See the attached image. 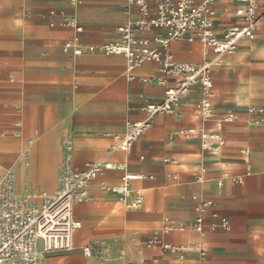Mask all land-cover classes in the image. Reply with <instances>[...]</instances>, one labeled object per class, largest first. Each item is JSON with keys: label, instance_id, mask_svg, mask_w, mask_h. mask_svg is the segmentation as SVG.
I'll list each match as a JSON object with an SVG mask.
<instances>
[{"label": "crops", "instance_id": "1", "mask_svg": "<svg viewBox=\"0 0 264 264\" xmlns=\"http://www.w3.org/2000/svg\"><path fill=\"white\" fill-rule=\"evenodd\" d=\"M147 4L152 11L153 0ZM234 6L215 5L218 33L234 22ZM52 9L75 13L81 32L51 27ZM258 14L255 38L241 41L213 73L211 115L198 116L200 92L194 88L180 99L175 115H156L123 154L109 153L107 135L123 134L127 122L145 120L140 107L158 103L165 87L129 81L121 56H74L62 46L117 41V28L138 17L137 6L127 7L126 0H78L77 5L0 0V177L12 170L15 194L30 202L37 203L43 193L52 195L66 138L78 169L101 160L124 166L91 184L90 199L74 207L81 228L73 235L72 251L49 255L46 264H150L154 259L158 264H264V127L249 123L245 115L250 106L264 105V0H259ZM169 52L177 63L214 58L198 42L185 40L171 42ZM158 67L147 62L132 74L148 76ZM229 113L238 118L222 126L225 144L219 155L204 151L197 136L179 135L191 128L212 131ZM245 148L246 157L240 154ZM124 173L144 176L130 183L144 197L138 210L122 208L114 195L100 189L101 182L121 185ZM199 199L210 200L213 211L228 219V232L214 229L218 218L210 216L202 236L187 228ZM166 224L184 227L162 236L165 244L187 247L184 253L146 246ZM94 241L104 246L100 257L84 256L82 249Z\"/></svg>", "mask_w": 264, "mask_h": 264}, {"label": "built area", "instance_id": "2", "mask_svg": "<svg viewBox=\"0 0 264 264\" xmlns=\"http://www.w3.org/2000/svg\"><path fill=\"white\" fill-rule=\"evenodd\" d=\"M221 2L235 4L232 15L234 22L218 33L215 5ZM70 3L77 5L78 0H70ZM126 3L127 7L137 6L138 17L117 28V41L97 46L66 42L62 46L64 53L72 50L74 56H121L126 63L129 81L137 80L143 84L165 87L158 103L140 107L139 110L146 116L145 120L127 122L123 134L107 135L112 139L109 153L123 154L131 151L156 115H175L180 99L194 88L200 92L198 116L208 118L212 113L213 73L222 66L223 56L236 52L241 41L255 38L260 20L259 0H153L152 11L147 0H126ZM48 19L51 27L61 26L81 32L75 13L52 9L48 12ZM178 40L198 42L214 58L198 64L177 63L173 61L169 49L171 42ZM147 62L157 63L158 72L143 77L132 74L135 68ZM245 115L249 123L264 127V105L250 106ZM237 118L236 114L229 113L217 121L216 128L212 131L191 128L180 130L179 135L186 138L197 136L201 140L202 149L216 156L221 153L225 144L220 134L222 126L233 123ZM63 147L64 157L57 188L52 195H39L37 203L15 194L12 170H7L0 177V264H46L45 258L49 255L71 252L73 235L81 228L80 222L74 218L75 205L90 199L91 184L105 172L124 170V166H116L104 160L87 163L83 169H78L73 163L71 140L64 139ZM240 154L246 157L249 150L245 148ZM143 178L144 176L124 173L121 185L101 182L100 189L114 195L122 208L138 210L144 203V197L139 191H132L130 183ZM232 181L241 183L242 178H232ZM213 209L210 200L199 199L194 206L196 215L187 228L202 236L205 220L210 216L218 218V222L212 225L214 229L228 232V219L219 216ZM183 228L166 224L152 234L146 246L157 247L161 253H184L187 247L172 246L162 241L163 235ZM103 247L102 242L94 241L84 247L82 253L89 258H99ZM194 248L202 253L199 245ZM150 264L158 262L154 259Z\"/></svg>", "mask_w": 264, "mask_h": 264}, {"label": "rangeland", "instance_id": "3", "mask_svg": "<svg viewBox=\"0 0 264 264\" xmlns=\"http://www.w3.org/2000/svg\"><path fill=\"white\" fill-rule=\"evenodd\" d=\"M198 45L200 46L201 49L203 48V46L200 43H198ZM59 167H61V163H60ZM57 180H58V178H57ZM54 188H55V186H54Z\"/></svg>", "mask_w": 264, "mask_h": 264}]
</instances>
